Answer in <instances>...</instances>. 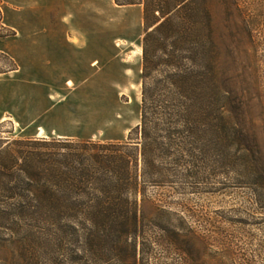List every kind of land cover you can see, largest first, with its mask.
Listing matches in <instances>:
<instances>
[{
  "label": "rangeland",
  "instance_id": "obj_1",
  "mask_svg": "<svg viewBox=\"0 0 264 264\" xmlns=\"http://www.w3.org/2000/svg\"><path fill=\"white\" fill-rule=\"evenodd\" d=\"M197 4L219 51L225 160L162 164L168 183L147 189L138 264H264V0ZM144 32L142 6L0 0V145L127 140L141 122ZM50 236L0 227V264H73L53 261Z\"/></svg>",
  "mask_w": 264,
  "mask_h": 264
},
{
  "label": "trees",
  "instance_id": "obj_2",
  "mask_svg": "<svg viewBox=\"0 0 264 264\" xmlns=\"http://www.w3.org/2000/svg\"><path fill=\"white\" fill-rule=\"evenodd\" d=\"M114 2L144 10L140 124L125 141L0 145V227L50 234L53 261L138 264L147 189L168 183L162 164L225 160L226 96L209 10L197 0Z\"/></svg>",
  "mask_w": 264,
  "mask_h": 264
}]
</instances>
